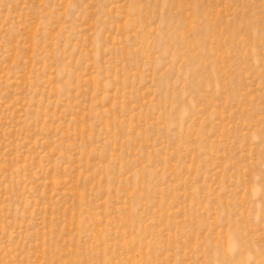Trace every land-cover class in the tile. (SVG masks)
<instances>
[{
  "label": "rangeland",
  "instance_id": "rangeland-1",
  "mask_svg": "<svg viewBox=\"0 0 264 264\" xmlns=\"http://www.w3.org/2000/svg\"><path fill=\"white\" fill-rule=\"evenodd\" d=\"M0 264H264V0H0Z\"/></svg>",
  "mask_w": 264,
  "mask_h": 264
}]
</instances>
